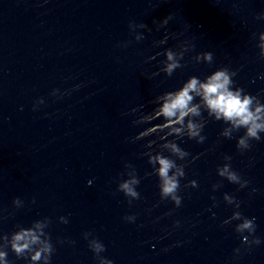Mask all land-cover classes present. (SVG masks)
Instances as JSON below:
<instances>
[{
	"label": "water",
	"instance_id": "obj_1",
	"mask_svg": "<svg viewBox=\"0 0 264 264\" xmlns=\"http://www.w3.org/2000/svg\"><path fill=\"white\" fill-rule=\"evenodd\" d=\"M262 6L264 0H0V209H14L13 196L25 200L14 214L0 218V232L48 215L56 247L51 264H94L81 234L87 228L104 241L103 254L114 264H264V240L244 246L233 230L235 221L220 223L232 210L221 196L227 190L240 198L245 214L256 216V232L264 237V139H253L242 153L235 146L239 132L219 136L223 123L210 117L204 142L183 137L180 142L190 152L186 159L200 155L185 165L182 204L171 213L173 203L160 200L156 175H144L151 165L139 153L149 137L125 139L145 126L132 122L138 112L125 110L138 104L150 110L157 93L178 86L189 74L203 75L227 63L238 69L237 83L252 92L264 88V79H252L264 71V58L251 37L264 28V19L254 15ZM168 12L173 13L168 24L157 29L153 18ZM129 19L143 20L152 30L140 29L145 36L133 40ZM165 29L167 42L154 44ZM185 38L195 43L185 53L186 63L170 76L151 75L162 54L145 57ZM125 39L132 42L119 46ZM204 49L213 51L212 64L192 59ZM80 82L70 94H49L54 86ZM40 95L45 103L33 109V98ZM224 152L232 154L233 167L250 179L249 185L238 188L217 175ZM125 159L142 176L141 198L132 205L114 179ZM192 176L199 187L184 185ZM215 180L223 184L215 190L218 203L209 209ZM252 185L258 191L249 193ZM128 211L137 212L135 222L122 218ZM60 213L69 215L68 223L56 219ZM175 217L182 221L179 226L172 224ZM57 236L75 243L58 242ZM237 245L240 254L233 253ZM8 254L14 264H24L11 250Z\"/></svg>",
	"mask_w": 264,
	"mask_h": 264
},
{
	"label": "clouds",
	"instance_id": "obj_2",
	"mask_svg": "<svg viewBox=\"0 0 264 264\" xmlns=\"http://www.w3.org/2000/svg\"><path fill=\"white\" fill-rule=\"evenodd\" d=\"M254 15L257 19H264V6ZM172 16L173 13L168 12L158 20L154 17L153 22L156 28L159 29L161 26L167 25ZM128 29L131 38L136 41L145 36V32L140 29L152 30L145 21L134 19L128 20ZM169 35L170 33L165 29L164 35L153 43L165 44ZM171 35H178V33H171ZM251 37L258 47V56L264 58V28L254 31ZM131 42L132 40L125 39L117 43L121 47H127ZM177 45L163 47L145 57L147 60H152L162 54V58L158 61L160 67L151 75L163 72L170 76L175 69L186 63L183 59L185 53L195 48V43L191 39L185 38L178 40ZM192 59L212 64L214 54L211 49L198 50ZM237 71V68L224 63L203 75L189 74L178 86L157 93L151 100L153 106L150 110H144V104L134 105L131 109L125 110V112H138L132 122L145 125L134 136L125 139L136 140L149 137L145 141L144 151L139 153L146 156L151 165V169L146 170L144 175L153 173L156 175L160 200H170L174 206L168 209V213L173 212L182 204L180 188L181 178L186 175L185 165L200 155V153H196L191 155L190 159H186L190 156V152L180 142L183 137L194 139L198 143L204 142L206 139L204 127L210 117L223 123L219 129V136L232 137L235 132H239L235 136V146L242 153L251 148L253 139H264L262 136L264 133V88H260L256 92L249 91L234 79ZM257 77L264 79V71L258 72L252 79L255 80ZM81 83L65 89L54 86L50 89L49 94L57 98L62 97L70 94L72 88H79ZM44 103V96H36L33 98L32 108L36 109ZM232 158L231 153L224 152L222 161L215 166L216 173L219 177H224L235 183L238 188H244L251 183L250 179L243 175L239 169L233 167ZM123 163L122 172H119L114 178L116 189L122 191L128 204L132 205L134 200L141 198V192L137 185L140 184L142 176L138 174L132 161L125 159ZM87 182L91 184L92 178H89ZM222 184L223 180H215L211 183L213 191L209 193L212 200V203L207 206L209 209L218 203L215 190ZM184 185L197 188L199 182L196 176H192L184 181ZM248 191L252 193L258 189L252 185ZM221 196L226 204L232 206V210L230 215L225 216L220 223L230 224L235 221L232 227L235 232L240 234L242 245L260 244L264 237L256 232V216L247 215L241 210V200L234 193L224 190L221 192ZM30 199L34 202L36 197L32 196ZM12 204L15 208H20L25 205V200L16 195L12 197ZM152 207H155V204ZM15 208L7 213L0 209V218L14 214ZM212 215L215 216L216 213L212 212ZM136 217L137 212L128 211L123 214L122 218L127 222H135ZM56 219L66 224L69 222V215L60 213ZM154 219L158 220L159 217H154ZM50 222L51 217L48 215L38 216L26 224L18 221L10 231L0 232V264H14L13 258L8 254L9 250L15 253V257H22L24 264H51L52 254L56 251V247L48 230ZM181 223L179 217L173 218L174 226H179ZM81 234L87 241L88 248L93 252L94 264H114L112 257L103 254L106 244L93 229H84ZM56 240L61 243L65 240L72 244L75 243V240L69 236H57ZM174 243L180 244L182 241L177 240ZM152 247H155V244ZM233 253L240 254L241 246H235Z\"/></svg>",
	"mask_w": 264,
	"mask_h": 264
}]
</instances>
